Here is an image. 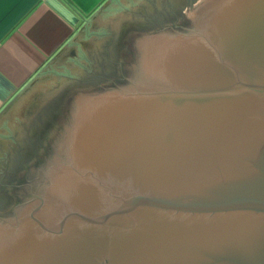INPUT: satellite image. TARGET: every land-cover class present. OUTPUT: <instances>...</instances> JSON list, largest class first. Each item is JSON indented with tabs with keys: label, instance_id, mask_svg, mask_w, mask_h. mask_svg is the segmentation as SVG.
<instances>
[{
	"label": "water",
	"instance_id": "water-1",
	"mask_svg": "<svg viewBox=\"0 0 264 264\" xmlns=\"http://www.w3.org/2000/svg\"><path fill=\"white\" fill-rule=\"evenodd\" d=\"M193 9L26 180L0 264H264V0Z\"/></svg>",
	"mask_w": 264,
	"mask_h": 264
},
{
	"label": "rangeland",
	"instance_id": "rangeland-1",
	"mask_svg": "<svg viewBox=\"0 0 264 264\" xmlns=\"http://www.w3.org/2000/svg\"><path fill=\"white\" fill-rule=\"evenodd\" d=\"M201 1L117 0L78 54L53 62L24 92L20 106L0 118L1 218L12 215L20 193L29 192L22 187L26 180L35 179L38 169L60 155L57 151L74 123L78 102L105 99L118 88L127 93L129 83L137 78L142 45L154 40L164 43L189 30L175 26L183 24V16L189 19Z\"/></svg>",
	"mask_w": 264,
	"mask_h": 264
},
{
	"label": "crops",
	"instance_id": "crops-1",
	"mask_svg": "<svg viewBox=\"0 0 264 264\" xmlns=\"http://www.w3.org/2000/svg\"><path fill=\"white\" fill-rule=\"evenodd\" d=\"M116 2L9 0L0 24V118L20 106L24 92L53 62L78 54Z\"/></svg>",
	"mask_w": 264,
	"mask_h": 264
},
{
	"label": "bare ground",
	"instance_id": "bare-ground-1",
	"mask_svg": "<svg viewBox=\"0 0 264 264\" xmlns=\"http://www.w3.org/2000/svg\"><path fill=\"white\" fill-rule=\"evenodd\" d=\"M176 40L177 37L170 39L169 42L164 41V43H162L161 40L160 43L155 40L152 42L144 43L142 45L143 48L141 53L142 56L140 58V66L141 63L144 65L150 64L154 60H157L162 57L165 54L166 49H171L174 46ZM110 96L108 94L105 99L96 100L95 102L84 101V99L82 101L80 100L76 107L77 110L73 121L74 123L72 124V126H70L69 130H67V133L65 134L66 136H64L62 142L65 141L66 137L68 138V143H72L73 141L77 140L78 138L84 135L85 131L95 125L96 122L99 121V119L106 115L107 112L111 110L112 107L116 105V103H118L115 100L109 99ZM61 146L63 148V143L61 144ZM60 150L61 147L60 149H58L57 152H60Z\"/></svg>",
	"mask_w": 264,
	"mask_h": 264
},
{
	"label": "flooded vegetation",
	"instance_id": "flooded-vegetation-1",
	"mask_svg": "<svg viewBox=\"0 0 264 264\" xmlns=\"http://www.w3.org/2000/svg\"><path fill=\"white\" fill-rule=\"evenodd\" d=\"M177 16H181V14H177ZM183 17H184L183 20H182L183 24L181 26L176 25L175 28H182V29L183 28H187V26L189 24V19H186L185 16H183ZM6 196L8 197V199L11 197L8 194H6ZM1 204H3V203H2V200L0 199V205Z\"/></svg>",
	"mask_w": 264,
	"mask_h": 264
},
{
	"label": "snow or ice",
	"instance_id": "snow-or-ice-1",
	"mask_svg": "<svg viewBox=\"0 0 264 264\" xmlns=\"http://www.w3.org/2000/svg\"><path fill=\"white\" fill-rule=\"evenodd\" d=\"M8 2L9 0H0V24H2L3 21L5 4Z\"/></svg>",
	"mask_w": 264,
	"mask_h": 264
},
{
	"label": "trees",
	"instance_id": "trees-1",
	"mask_svg": "<svg viewBox=\"0 0 264 264\" xmlns=\"http://www.w3.org/2000/svg\"><path fill=\"white\" fill-rule=\"evenodd\" d=\"M191 4H194V1H192Z\"/></svg>",
	"mask_w": 264,
	"mask_h": 264
}]
</instances>
